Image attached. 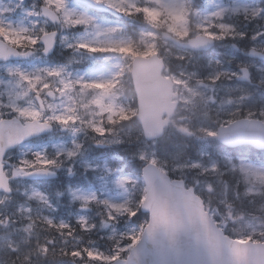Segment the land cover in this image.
Returning <instances> with one entry per match:
<instances>
[{"label":"rangeland","instance_id":"obj_1","mask_svg":"<svg viewBox=\"0 0 264 264\" xmlns=\"http://www.w3.org/2000/svg\"><path fill=\"white\" fill-rule=\"evenodd\" d=\"M100 1L120 13L125 25L131 26L130 40L123 36L124 25L120 27L114 20L87 13L68 0L33 1V24L28 26L30 33L22 36L27 27L14 24L6 10H23L19 6L23 1L0 0V37H7L10 44L37 49L42 34L57 33L52 59L39 55L23 63L0 64V118L54 121L58 128L57 134L27 142L4 160L13 193L9 197L0 195V256L27 244V237L30 240L34 236L35 219L55 221L59 230H65L61 245L67 246L53 247L56 259L63 255L62 251L71 256L78 254V245L101 257L104 246L111 241L110 246L127 253L145 218L136 217L141 200L135 204L127 196L126 182L131 178L112 173L106 161L109 155L116 161L124 159L121 167L130 164L137 175V168L156 164L172 178L193 187L212 220L232 238L264 242V152L255 154L252 149L241 147L231 153L218 146L214 135H209L216 134L218 126L240 117L264 122V62L247 58L243 49L245 44L264 49V15L258 14L251 26L245 24L235 31L239 15L257 11L252 0H199V8L193 7L192 0L188 7L186 0ZM40 4L56 12L60 18L57 26L52 27L41 18ZM134 10L144 16L164 10L170 30L185 37L189 25L191 35L213 37L217 45L206 56L181 51L161 40L162 30L147 19L136 23L131 15L136 13ZM227 35L229 42L224 38ZM89 48L103 51L90 52ZM139 51L145 53L143 56L158 53L164 59V76L172 79L174 92L179 96L176 115L161 141L143 139L140 128L129 116L130 92L126 94L120 86L122 80L115 82L123 63L125 74ZM242 67L250 72L246 83L236 80ZM120 95L125 97L126 107L118 103ZM35 97L42 100L43 111L37 108ZM55 117H61L62 122ZM81 118L86 119L87 125L85 121L77 125ZM83 124L91 133H86ZM62 129L66 130L64 134ZM166 140L175 146L182 142L191 145H183L179 151L174 146L171 156L166 157L165 153L159 157L160 142ZM79 141L82 146L86 143L87 148L82 149ZM94 147L101 149L100 156L104 158L99 166L93 163L98 159H92ZM190 147H194L192 151L188 150ZM34 167L60 172L64 183H55L43 192L21 178ZM134 177L137 192L135 186L141 179ZM252 203L256 206L252 207ZM118 221L122 227L117 229L114 225ZM70 223L73 227L78 225V231L88 237L74 234ZM36 249L39 260L53 257L49 255L50 248L43 244Z\"/></svg>","mask_w":264,"mask_h":264},{"label":"water","instance_id":"obj_2","mask_svg":"<svg viewBox=\"0 0 264 264\" xmlns=\"http://www.w3.org/2000/svg\"><path fill=\"white\" fill-rule=\"evenodd\" d=\"M94 7L87 0H73ZM84 4V5H85ZM42 16L52 24H59L54 12L42 8ZM55 33L40 37L43 54L53 53ZM162 39L190 51H208L214 40L197 36L183 43L162 34ZM32 52L19 54L16 49L0 41V62L25 60ZM250 58L264 61V54L251 49ZM164 63L158 55L148 58L135 57L132 62L131 79L137 101L136 119L147 141L160 139L177 107V95L173 94L170 79L162 77ZM246 80L248 72L242 69ZM45 125L38 120L21 123L17 118L0 120V192L9 194V180L3 173L2 160L5 153L21 143L49 133L47 125L41 131L33 129ZM216 140L234 148L250 145L264 149V124L260 121L241 119L218 128ZM145 197L141 213L148 214L139 241L131 248L125 259L111 264H264V244L241 243L224 236L204 211L202 200L194 195L192 188L186 189L180 180H171L152 163L142 168ZM54 173L44 169L23 175L24 179L38 180L53 178Z\"/></svg>","mask_w":264,"mask_h":264},{"label":"trees","instance_id":"obj_3","mask_svg":"<svg viewBox=\"0 0 264 264\" xmlns=\"http://www.w3.org/2000/svg\"><path fill=\"white\" fill-rule=\"evenodd\" d=\"M188 1H190V0H188ZM252 2L254 5L253 9H256L257 11L255 13L249 12L246 16H240L239 15L238 19L235 22V31L241 30V28L245 24L248 26H251L252 23L256 20V17L258 16V14L264 15V0H252ZM188 4H189V2L187 3V7H188ZM192 4H193V7L198 6L199 0H192ZM164 15H165L164 10H160L156 14L151 13V12H147L146 16H144V13L139 12V14H137V17H138L137 21L142 23L145 19H147L148 21H150L152 23V25L154 27L159 28L160 30H163V31L172 32L169 29V27H170L169 26V20ZM143 16H144V19L142 20ZM190 32L191 31L188 28V31L186 33L187 37L190 34ZM244 47H246V45ZM262 50L264 51V49H262ZM139 54H145V53L142 51H139ZM123 79L124 80L122 82L127 81V80L129 81L128 76H125ZM127 85H129V83H127ZM124 90H125V87H124ZM128 91L130 92V97H131L133 94H132L130 86H128L125 93L127 94ZM134 106H135V102L132 98V103H131V107H130V111H129L130 117L131 116L134 117L133 116L134 115L133 114L134 113ZM114 124H115L114 126H116V122ZM183 145H191V142H188V143L182 142L180 144H177L176 146H175V143H173L171 140H166V142H160V145L158 147V155H159V157H164V155L166 153V157H169L173 153L172 151L174 149V146H175V149H177L176 151H179L183 147ZM193 148L194 147H190L188 150L192 151ZM123 160L124 159H122L121 161H118L116 163L113 162L114 163L113 165L118 166L119 169H123L126 171H133V167L130 164H128L127 166H124V168L121 167V165L125 163ZM137 167H138V164H137ZM140 168H137V170L139 171L138 175L140 173ZM133 175H135V174H133ZM142 186H143L142 183L139 181L137 183V186H136V188L139 190L136 192V191H133L134 188L132 189V191H133L132 192V195H133L132 202H135V204L139 203V201L141 200V198L143 196ZM251 199H253V198L251 197ZM251 205H252V207L256 206L253 203ZM125 214H126L125 216H127V213H125ZM138 216L144 217L145 221H146V217L143 216L139 211L136 213V217H138ZM120 219H121V217H120ZM130 219H134V218H130ZM121 225H122V222L118 221V222H116V224L114 226L118 229L119 227H122ZM78 229H79V227L77 225H75L74 227H73V225L71 226V230L73 231L74 234H81L83 237H88L86 235L87 233H85V232L80 233L78 231ZM34 230H35L34 231L35 236H33L30 243L26 247H22L21 248L22 251L17 252V253H11L9 256H4L2 259H0V264H80V263H84V262H88L90 264H110L113 260H115L117 258L125 257L127 254V253H124V252L122 253L121 251H118V249L113 248V246H110V243L113 242V241H111V242H108L106 246H104V249H103L104 252H103V255L101 257L92 254L93 252H89L82 245L81 246L78 245V248H77L78 254H74V256H71V254H69L68 252L62 251L63 255H61V256L57 255V259H56V252L55 251L53 252V249H54L53 247L61 248V247L67 246L65 244L61 245V243H63L62 237L66 233L65 230L64 229L62 231L59 230L57 228L55 222L48 223V224H46L44 222L39 223L38 227H36V229H34ZM125 238L126 237H123V241ZM88 239H90V237ZM91 239L93 241L94 238L91 237ZM120 243H122V241ZM41 244H43L45 246V248H50L49 255L53 254L54 258L49 257L48 260L47 259L39 260V253H38V250L36 248H39V246ZM31 247H34V249L32 250ZM25 250H29V251L27 252V254L25 256L19 257L20 255H22V252Z\"/></svg>","mask_w":264,"mask_h":264},{"label":"snow or ice","instance_id":"obj_4","mask_svg":"<svg viewBox=\"0 0 264 264\" xmlns=\"http://www.w3.org/2000/svg\"><path fill=\"white\" fill-rule=\"evenodd\" d=\"M33 43H34V41H33ZM81 47H87V46H85V45H81ZM88 51H90V52H94V51H103V49L89 48ZM54 119H56L57 121H61V122H62V118H61V117H55ZM45 127H47V124L42 125V126H39V127L35 128V129H33V130L39 132V131H41V130H42L43 128H45ZM209 135H215V133H209ZM74 254H75V253H74Z\"/></svg>","mask_w":264,"mask_h":264},{"label":"flooded vegetation","instance_id":"obj_5","mask_svg":"<svg viewBox=\"0 0 264 264\" xmlns=\"http://www.w3.org/2000/svg\"><path fill=\"white\" fill-rule=\"evenodd\" d=\"M22 4H23V5H26L25 2H23ZM56 124H57V123H55V122L53 123V126H54V129H55V130L57 129ZM64 131H65V129H64ZM81 148H82V149H86V148H87V144L85 143V144L82 146V143H81Z\"/></svg>","mask_w":264,"mask_h":264}]
</instances>
